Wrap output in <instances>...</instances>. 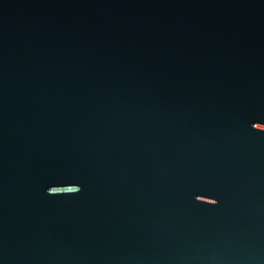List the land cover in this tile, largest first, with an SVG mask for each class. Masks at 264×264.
Returning <instances> with one entry per match:
<instances>
[{"label": "water", "instance_id": "water-1", "mask_svg": "<svg viewBox=\"0 0 264 264\" xmlns=\"http://www.w3.org/2000/svg\"><path fill=\"white\" fill-rule=\"evenodd\" d=\"M0 264H264V0H0Z\"/></svg>", "mask_w": 264, "mask_h": 264}]
</instances>
